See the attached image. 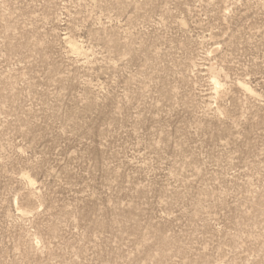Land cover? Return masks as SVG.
<instances>
[{
  "label": "rangeland",
  "instance_id": "374dc122",
  "mask_svg": "<svg viewBox=\"0 0 264 264\" xmlns=\"http://www.w3.org/2000/svg\"><path fill=\"white\" fill-rule=\"evenodd\" d=\"M0 264H264V0H0Z\"/></svg>",
  "mask_w": 264,
  "mask_h": 264
}]
</instances>
